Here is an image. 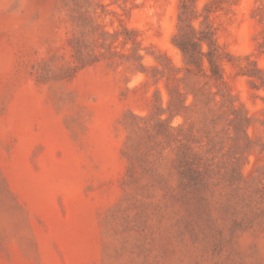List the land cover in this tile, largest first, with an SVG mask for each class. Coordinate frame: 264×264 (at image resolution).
Returning <instances> with one entry per match:
<instances>
[{"label": "rangeland", "instance_id": "374dc122", "mask_svg": "<svg viewBox=\"0 0 264 264\" xmlns=\"http://www.w3.org/2000/svg\"><path fill=\"white\" fill-rule=\"evenodd\" d=\"M0 264H264V0H0Z\"/></svg>", "mask_w": 264, "mask_h": 264}, {"label": "trees", "instance_id": "16d2710c", "mask_svg": "<svg viewBox=\"0 0 264 264\" xmlns=\"http://www.w3.org/2000/svg\"><path fill=\"white\" fill-rule=\"evenodd\" d=\"M180 47H181V49H182V51L184 53H187L188 55H192V52H191L189 46L186 43H183V44L181 43ZM209 62H210V64H213V62H212L210 57H209Z\"/></svg>", "mask_w": 264, "mask_h": 264}]
</instances>
